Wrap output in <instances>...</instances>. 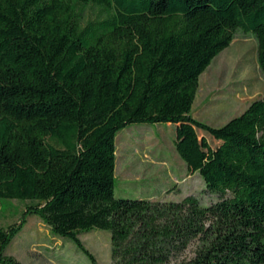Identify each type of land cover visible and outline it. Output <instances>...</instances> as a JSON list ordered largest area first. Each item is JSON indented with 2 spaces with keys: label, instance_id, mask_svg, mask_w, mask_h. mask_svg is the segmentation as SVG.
I'll use <instances>...</instances> for the list:
<instances>
[{
  "label": "trees",
  "instance_id": "trees-1",
  "mask_svg": "<svg viewBox=\"0 0 264 264\" xmlns=\"http://www.w3.org/2000/svg\"><path fill=\"white\" fill-rule=\"evenodd\" d=\"M238 29L264 75V0H0V200L91 263L79 234L101 229L111 264H174L190 245L178 264H264V94L220 127L191 115ZM141 123L212 137L196 158L214 200L114 195L115 136ZM18 231L0 229V264H19Z\"/></svg>",
  "mask_w": 264,
  "mask_h": 264
},
{
  "label": "rangeland",
  "instance_id": "rangeland-1",
  "mask_svg": "<svg viewBox=\"0 0 264 264\" xmlns=\"http://www.w3.org/2000/svg\"><path fill=\"white\" fill-rule=\"evenodd\" d=\"M93 17L94 10L87 9L84 21ZM256 48L251 34L236 31L231 44L199 76L191 109L194 118L210 126H223L264 94ZM205 133L196 136L171 123L131 124L117 132L114 195L178 201L192 194L204 203L214 200L216 197L204 190L198 173L196 154L205 152L206 158L207 150L215 146ZM27 203L0 200V229L11 225L19 229L6 247V255L19 264H111L108 231L92 229L79 234L94 256L91 263L71 241L54 235L39 217L25 213ZM193 256L194 245H190L179 260Z\"/></svg>",
  "mask_w": 264,
  "mask_h": 264
},
{
  "label": "crops",
  "instance_id": "crops-1",
  "mask_svg": "<svg viewBox=\"0 0 264 264\" xmlns=\"http://www.w3.org/2000/svg\"><path fill=\"white\" fill-rule=\"evenodd\" d=\"M233 40H234V39H233ZM233 40H232V41H233ZM230 44H231V43H230ZM221 52H222V51H221Z\"/></svg>",
  "mask_w": 264,
  "mask_h": 264
}]
</instances>
